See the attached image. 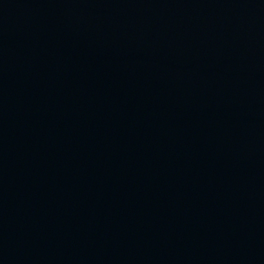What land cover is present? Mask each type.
<instances>
[{
    "label": "water",
    "instance_id": "obj_1",
    "mask_svg": "<svg viewBox=\"0 0 264 264\" xmlns=\"http://www.w3.org/2000/svg\"><path fill=\"white\" fill-rule=\"evenodd\" d=\"M0 264H264V0H0Z\"/></svg>",
    "mask_w": 264,
    "mask_h": 264
}]
</instances>
